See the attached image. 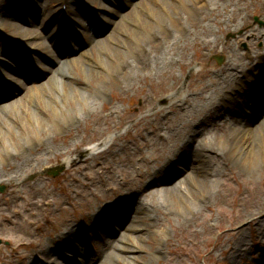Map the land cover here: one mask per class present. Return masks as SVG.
Wrapping results in <instances>:
<instances>
[{
	"label": "rangeland",
	"instance_id": "rangeland-1",
	"mask_svg": "<svg viewBox=\"0 0 264 264\" xmlns=\"http://www.w3.org/2000/svg\"><path fill=\"white\" fill-rule=\"evenodd\" d=\"M63 1L78 0H0V52L8 55L0 58V88L27 85L26 70L39 77L36 86L57 78L41 90L40 100L25 92L3 100L0 264H264V132L256 128L264 122V107L245 110L256 97L235 87L240 76L263 69L264 0H210L198 15L181 9L185 0H170L176 8L165 0H84L88 4L82 2L73 18ZM136 1H146L151 12L141 10L140 21L125 20L121 30L105 25ZM169 14L186 24L185 33ZM87 18L97 23L94 29ZM33 19L35 24L23 23ZM158 20L172 27L166 43L148 37L145 23L164 36ZM14 26L44 31L54 46L35 48L31 44L42 40L17 35ZM112 33L115 39L90 44L92 35L98 42ZM140 36L150 54L174 61L151 66L129 85L122 75L87 74L100 69L99 60L142 61L122 44L135 46ZM78 59L82 63H74ZM233 63L239 68L231 73ZM165 87L167 95L157 98ZM146 95L158 99L155 105L145 103ZM57 103L79 118L57 125ZM239 128L252 149L246 156L224 145ZM203 140L219 142V155H211L204 171L211 185L205 193L197 189L204 174L192 152ZM76 148L91 153L86 167L81 153L68 156ZM99 162L105 164L100 169ZM188 176L196 188L182 186ZM185 186L190 193L178 197Z\"/></svg>",
	"mask_w": 264,
	"mask_h": 264
},
{
	"label": "bare ground",
	"instance_id": "bare-ground-1",
	"mask_svg": "<svg viewBox=\"0 0 264 264\" xmlns=\"http://www.w3.org/2000/svg\"><path fill=\"white\" fill-rule=\"evenodd\" d=\"M90 1V0H88ZM87 1V2H88ZM151 1H156V0H151ZM223 1V0H222ZM165 3H172L170 0H165L164 1ZM143 3V5H142ZM133 8L132 10H130V12H128L126 15H124L123 13H117V16H118V19L120 17V19L117 21H109V22H105V25L107 26H115L118 28L117 30H121L122 28H124V22L125 20H128L130 23H133L134 21L138 20L140 21V17H142V14L140 13L141 10H146L148 12H151L149 6H147V2L145 1L144 2H139V3H131ZM141 4V6H140ZM211 4V1L210 0H185L182 2L181 4V9L183 8L184 10L186 11H189V12H192L193 14H200V13H203L204 11V8L205 7H209V5ZM126 6L129 5V3L125 4ZM173 5V3L171 4ZM139 7V8H138ZM177 6L176 5H173V8H176ZM80 7H78L79 9ZM210 8V7H209ZM77 9V4H70L67 6V10H66V13L67 14H73L74 12H79ZM47 10V8H46ZM64 14V13H63ZM170 17H171V14H169ZM72 18L74 17V15L71 16ZM171 19L175 22L176 24V27L177 29H180L181 32H179V34H182V33H185L187 31V27H186V24L180 20L179 17H171ZM62 22H64L66 24V26L69 25V22L67 21V18H61ZM72 20V19H71ZM192 20L194 21L195 19L192 18ZM33 23L29 22L28 20H25L23 21V23H25L26 25L28 24H35L34 22L36 21V19H33L32 20ZM156 25H157V28L159 30H161L162 32H164V36H160V34L156 31V27H152L151 28V24L149 23H145V26L146 28H148V37L149 39H156L157 42H163L167 41V36L168 34H170L172 32V27L170 25H168L167 23L163 22V21H156ZM196 26H198L199 24L198 23H195ZM115 27V28H116ZM13 28V27H12ZM15 29L14 33L17 34V35H23L25 37H32L33 40L36 39L37 40H42L41 42V45L40 43H36V42H33V44H31L33 47L35 48H38L39 46L43 47V48H49V46H54V43H51L50 44L47 42V37L48 36H44V29H42L43 32L39 33L37 30L35 29H32V28H28V26L26 27H18V26H14L13 30ZM128 31H131L134 33V30L128 28L127 29ZM174 31V30H173ZM21 36V37H23ZM94 35H92V37H90V44H94V45H97V44H100V43H104L106 41H109V40H113L115 39V37H117V35H113V33L111 35H107L105 37L102 38V40L96 42L97 40V37H93ZM135 36H137L135 34ZM139 36V35H138ZM254 37V35H253ZM144 36H140V37H136V45L135 46H132V45H129L127 44L125 41H123V45L127 47L128 49V52L133 56L137 57H141L143 60L142 61H139L138 63H135L134 60L132 61V59H126L125 61H120L118 59H115V54L108 51V55L111 56L112 58L115 59V61L113 63H108V62H104L103 60H99V64H100V69L99 70H92V69H88L87 71V74H91V75H104V76H108V78H114L115 80H117V77L119 75H122L124 76V84L126 85H129L131 84L132 81H134L135 79H138L140 78L141 76H144L145 74H147L148 72H150V68L151 66L153 67L152 70L154 69H158V68H164L168 66V64H171L172 61H174L173 57H164L162 56V54H150V51L146 48L145 44H146V40H144ZM208 45V44H207ZM205 45V46H207ZM136 47L138 49H136ZM155 47H161L160 45H156ZM58 50V49H57ZM111 50V49H110ZM26 51V50H25ZM118 51V52H117ZM6 52L5 51H1L0 52V58L2 56H4L5 58H7L8 55L5 54ZM115 53H120L121 54V51L119 49L116 50ZM29 56L31 55L30 52H28ZM111 54V55H110ZM14 56V58H17V54L15 53V51H13V54H11ZM87 55V52L85 53H81V56H86ZM117 58V57H116ZM82 60L83 59H78V60H75L74 63H82ZM63 59H60V58H57V59H54V62L56 64H62L63 63ZM263 62H264V59H263ZM115 64H117V66L119 65L120 68L119 69H116V66ZM234 64V63H233ZM148 65V70H145L141 67H144ZM235 65V64H234ZM237 68H239V65L236 63L235 66H231L230 65V71L231 73L232 72H235L237 71ZM260 67V66H259ZM263 67V69H258L254 75H251V77H249V75H243V76H240L239 78V81H237V85L235 86L236 88L239 87L238 85H241L242 88H245L247 90V94L252 96V97H258L260 99V102L262 104V106L264 107V64L263 66H261V68ZM141 68V69H140ZM57 70H60L57 69ZM55 70V72L57 71ZM48 71H51V70H48ZM145 73H143V72ZM104 72V74H103ZM243 74V73H242ZM50 75V74H49ZM47 76L48 78L50 76ZM241 75V74H239ZM236 76H234L233 78H235ZM27 78L30 79L29 81V84L27 83V85H19L17 84V87L15 86L14 89H12V91H14L15 93L14 94H20V93H24L27 94L28 96L32 97L33 99H39L41 98V90L45 89L47 87V85H50L51 83H54L57 78L55 76H51L48 83L45 85V84H41V85H35V83H37V80L39 81V77H31L29 75H27ZM56 78V80H55ZM250 80V81H249ZM62 82L60 81V83L58 84H61ZM257 83V84H256ZM131 86V85H130ZM98 92L101 93L102 92V88L98 87L97 88ZM166 87L159 91V95L157 96L160 97L161 95H167L166 94ZM77 91L80 92L79 89H74V93H76ZM101 91V92H100ZM10 95H13L12 93H10ZM198 95L200 96V94L198 93ZM171 95H168V97H170ZM166 96V98H168ZM14 98V97H13ZM157 98H149V96L146 95V102L147 104L149 105H155V101L157 102L158 99ZM185 99V100H184ZM230 99V98H229ZM9 98L6 100L8 101ZM168 100V99H167ZM262 100V101H261ZM4 101L3 100H0V110H3L5 107L2 106V104ZM181 103H188L189 102V98H183V100L180 101ZM254 102H257V101H254ZM176 104V108H179L180 105L177 104V103H174ZM249 106L247 108H245V110H249V109H254V108H251L250 105H253L254 103L253 102H250L248 103ZM58 105V103H57ZM62 105V104H61ZM226 105L228 106H231V104H229V102L227 101L226 102ZM55 108H57V110H55L56 112V119H57V125H65V124H68L69 121H71V119L73 120H76V118H79L78 115H73L71 113V115L67 114V111L66 112H63L62 111V108L58 106H55ZM54 108V109H55ZM85 109L88 110L90 109L89 106L85 105ZM217 110L218 109H215L214 111L217 113ZM240 112H242L244 110L243 109H239ZM258 110V109H256ZM181 111V110H179ZM60 112V115L58 116V113ZM254 117V116H252ZM203 120H201L200 124L196 126L197 130L198 128H200L202 126V123ZM38 123L42 124V121L41 120H38ZM257 128V131L260 130V132H264V122H262V124H260ZM232 135L234 136V139L232 142L230 143H225L224 145L228 147L229 150H235L237 151V154L238 156H246V154L251 151L252 149H250V145L249 144H245V141H246V138H247V132L245 131V129H237V130H233L232 132ZM159 136H162L161 133H159ZM195 137L192 136L190 137V142H192V144H194V139ZM188 141V142H189ZM219 144V142H216V143H212L211 141H205L203 140L199 145L198 147H195L192 152H193V158L196 160V161H199L201 163V171L202 174H204L203 176V180H201L199 186L197 187V189L200 191V192H204L203 189H210L211 185H210V181L208 180L207 177H205V170H207L209 167H210V163L211 161L209 160V158L211 157H214V156H218L219 153L218 151L216 150V146ZM238 148V149H237ZM85 150H83L82 148H76L72 151H69L68 153V156H71V155H77V153H81V161H82V165L86 167V165L88 164L89 162V159H90V155L91 153L89 152V154H85ZM252 152V151H251ZM89 155V156H88ZM255 158H256V155H253V159H252V163L254 164L253 167L254 169L257 168V165L255 163ZM203 159H205V163L203 164V162H201ZM76 161V159L74 160L73 159H70L69 160V163L73 164L74 162ZM67 162H65L66 164ZM105 164L103 162H99L97 163L96 167H98L99 169L101 167H103ZM200 170V168H199ZM186 182L184 183H181L183 184L182 186L184 185H188L191 183V185H193L195 188H196V184L194 185L193 183V180L192 178H190L189 176L187 177V179L185 180ZM181 186V185H180ZM184 193H180V194H177L178 197L180 198H183L184 195L187 193L189 194L190 193V188H188V186H185L184 188ZM156 191L153 190L151 191V194H154ZM205 193V192H204ZM150 194V195H151ZM164 196L167 197V194H164ZM173 196V194L170 196V198ZM144 211H148L150 212L149 210H144ZM142 212V210H141ZM127 215V214H126ZM125 216V215H124ZM134 227H137V226H134ZM123 250H125L128 254L132 253L133 252V249L132 248H129V247H121ZM118 260H120V258H118ZM86 261V260H85ZM124 263L125 262H128L127 260H124L123 261ZM85 263V262H84ZM82 263V264H84ZM87 264V262L85 263Z\"/></svg>",
	"mask_w": 264,
	"mask_h": 264
},
{
	"label": "water",
	"instance_id": "water-1",
	"mask_svg": "<svg viewBox=\"0 0 264 264\" xmlns=\"http://www.w3.org/2000/svg\"><path fill=\"white\" fill-rule=\"evenodd\" d=\"M256 22H259L261 25L263 24L261 21L258 20V18H255ZM218 62L221 63L222 59L218 58ZM5 191V187L4 186H0V193H3Z\"/></svg>",
	"mask_w": 264,
	"mask_h": 264
}]
</instances>
